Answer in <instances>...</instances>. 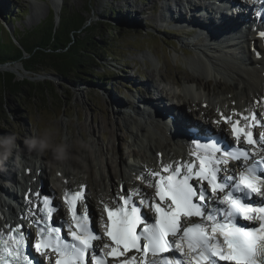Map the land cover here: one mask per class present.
<instances>
[{
	"label": "rangeland",
	"instance_id": "1",
	"mask_svg": "<svg viewBox=\"0 0 264 264\" xmlns=\"http://www.w3.org/2000/svg\"><path fill=\"white\" fill-rule=\"evenodd\" d=\"M52 3L59 4V8ZM187 4H191L190 0H0V9L2 6L8 8L7 19L14 20L7 28L15 35L34 33L53 12L56 14V26H59L63 10L66 16L86 19L85 30L92 29V34L90 31L87 33L93 36L91 48L104 59V68L99 67L95 71L96 75L102 74L103 80L93 82L86 74L83 76L84 83H76L73 74L64 78L50 69H40L33 74L25 71L22 63L11 65H20L19 71L27 74H16L18 80L31 78L38 84L48 82L49 89L44 96L34 99L7 95L4 109L8 110V118H4L5 114L0 117L2 199L5 198L4 192L14 191L13 175L23 171L21 166L31 160L33 165L37 164V159L45 161L47 169L43 174L53 179L56 175L59 184L63 179L57 173L58 169L66 170L74 183L80 170L85 172L89 169L94 198L101 195L110 176L114 179L113 174L120 171L127 174L128 164L142 160L143 152L147 150L140 142L144 141L142 127L146 126L147 120L143 122L141 115L131 110H141V117H145L141 109L147 100L143 95L144 87L153 86L151 93L147 91L146 94L148 98H153L154 103L155 96L161 92L159 84L169 91L180 90L182 85L189 88L196 85L187 77L198 74L193 64L199 59L198 47L208 42L198 33L174 28L173 22H163L167 19V9L163 10V7L169 5L176 15L183 13L186 16ZM3 14H7L6 10ZM4 15L0 14V22L4 20ZM110 16L114 20H110ZM190 24L197 27L194 23ZM114 27L121 29V34ZM87 34L82 32L80 38ZM209 49L212 53L217 52L212 45ZM207 53H210L209 50ZM141 75L145 77V82L141 80ZM208 83L218 91L211 93L213 99H231L225 87L218 85L219 81ZM136 88L142 94H135ZM198 92L203 93V90ZM112 99L118 104L112 103ZM69 164L76 165L77 171ZM35 169L38 186L42 183L46 189V182L38 178L37 167ZM89 174L84 175L85 181ZM84 178L79 177V180ZM53 187L56 188V185Z\"/></svg>",
	"mask_w": 264,
	"mask_h": 264
},
{
	"label": "bare ground",
	"instance_id": "2",
	"mask_svg": "<svg viewBox=\"0 0 264 264\" xmlns=\"http://www.w3.org/2000/svg\"><path fill=\"white\" fill-rule=\"evenodd\" d=\"M190 2H192V0H190ZM52 4L55 7L57 6L58 8L60 6L57 3H52ZM191 14H193V13H191ZM181 18H183V16ZM187 23H189V24L194 23V25H197V27L207 28V29L213 31L214 33L219 32V33H221V36L224 35V33H228V35H229L228 37H232V39L229 41V44H228L231 48H229L228 51L224 50L222 53L226 54L227 56H223V55H218L217 52L212 53L210 51V49H209V52L211 54L201 51V49L206 47L208 45V43L205 44L204 46H199V47H201V49L198 47L199 53H200L198 55L199 59L195 63H193L195 70H196V73H198V74H194V75L190 74V75H188V77L186 76L189 79L188 80L189 82H191V83L193 82L196 84V85L194 84L195 87L189 88V87L182 85V86H180L181 89L179 91H169V89H166V87L164 86V88L158 94L157 101L155 102L154 106L156 107L155 109H160V110H162V112L164 114H166V117H162L161 115H159L160 119L165 120V122H166L165 125L157 123V120H155V116H154L155 114H157V112L155 110H153L154 112H152V110H150L151 108H153V104H147L148 110L146 112H144L146 120H147L146 126L142 127V136L144 138V141L140 142L141 143L140 145L144 149H146L147 151L143 152L141 162L138 160H135L134 164H128L127 165L132 172L135 170H137V171L143 170L144 171V172L139 171V173H137L138 175L141 173L148 174V172H146V168H148V167H156L158 162H157V156L154 153V151L155 152H158V151L163 152L164 157L167 160H176L178 157L182 158L186 155L187 146L185 145V143L181 142L180 140H178L177 143H175L176 138L174 136H171V134L174 131H176V126H177V128H181L184 130V128L186 127V123H187L186 122V116L184 115L183 117H181V114H182L181 107L178 108L177 111L168 108L167 106H169V105L167 103H165L168 101L166 97H168V99L171 101L177 100V101H179V104L183 103L184 106L189 105L194 110V112H196V114H194V116H198L197 115V113H198L199 117L202 120H207V119L212 117V113L217 108H224L227 111L229 109H232L231 104L233 101H236V103L239 106L245 107L246 106L245 104H249L250 107L253 108L254 107L253 98L257 94L263 93V90H264V73H263L264 72V42L262 40L256 39L257 33L253 32L251 30L250 31L247 30V32L241 33V31L236 30V29L233 30V29H231V27H228L227 25L223 24L222 22H215L214 14L212 12L210 13V19H206V20L203 19L202 17H199L196 14H193L190 16V18H188ZM229 23L231 24L232 21ZM230 26H235V25H230ZM239 34H240V36L238 38ZM234 35H236V36L233 37ZM235 38H238V40L236 41ZM244 40H246V45L243 44L244 46H241L240 44L244 43ZM211 41H212V38L210 40V45H212L213 47H216L217 44L214 42H211ZM193 43L194 42H192V44ZM197 44H195V45H197ZM236 49H238L239 56H236V53H237V51H235ZM259 49L263 50V58H261V59H258V57H256V54H255V50H259ZM10 68L15 70L16 74H19L21 76L27 75L26 73H21L19 71L20 65H15V66L10 65L7 68H5L4 70L6 71ZM212 80L219 81L218 85H222L223 87H225V89L227 90V93L228 92L230 93L229 97L231 99L226 98V97L221 98V99L218 98L217 100L213 99L211 97V93L214 92V94H216V93H218V91L215 90L216 88L212 89V86H210V83H208V81H212ZM222 80H224L225 82H222ZM176 84H177V82H176ZM195 88H196V90H193ZM201 89L203 90V93L198 92ZM228 90H230V91H228ZM144 91H145V93H147V91L151 93V89H149L148 87H146L144 89ZM165 91H167V94H168L166 97L163 95V93ZM145 98H147V100L145 101V102H147L149 100L148 96H145ZM165 99L167 101H165ZM180 101H182V102H180ZM111 102L118 104V101H116L115 99H112ZM204 103L209 104V107L207 109H203L202 105ZM158 104L161 106H159ZM161 107H163V108H161ZM168 115H170L172 117L171 120L168 119ZM191 126L198 127V125H196L193 121L191 123ZM186 128H188V127H186ZM199 130H200V132L205 131L202 128H200ZM183 133L187 134L186 131H183ZM175 134L176 133H174V135ZM178 137H179V135H178ZM144 144H147V145L144 146ZM69 154H71V152ZM71 155L73 156V154H71ZM154 155H155V157H154ZM69 157H70V155H69ZM69 157L67 160H69ZM145 159H148V160H145ZM143 160H145V161H143ZM43 162H45V161H43ZM145 162L148 163V165L145 164ZM164 163H167V161H164ZM23 167H24L23 176H25L24 172H26V169L32 167L31 176L25 177L26 184L28 181H30V179H32L30 181L31 184L33 186L38 187V184H37L38 180H36V175H35V172H36L35 167H37V164L33 165V161L31 160L29 163L24 164ZM69 167H71V168L74 167L73 170L77 171V170H75L76 165L69 164ZM18 170H20L19 167H18ZM19 172L16 173L15 175H17V174L19 175ZM60 172H61V179H63L64 181H62L59 184V182L56 181V178H57V176H56L55 180H54V184L57 187H59V191H62V192L65 189H72L69 184L68 185L62 184V183H65V180L68 182H71V180H70L71 175L69 177V173L66 170H64L63 168L61 169ZM89 173H91V171L89 169H88V171H85V172L80 170L78 172V174H79L78 176L84 178V175L89 174ZM120 173H123V171H120L117 174H113L114 179L115 180L117 179L118 182L119 181L123 182L124 179L121 178ZM15 175H13L14 181H15V186H18V185H20L19 176H17V180H16ZM78 176H76V177H78ZM79 177H78V181H80L79 184H81L85 181V178L79 180ZM34 179L36 181H34ZM44 179H47V175L45 176ZM114 179H113V177L111 178V176H110V178H108V182L106 184L104 183V190L101 191V195H103V197H101V198L100 197H97V198L90 197L87 200V204H86L87 208L89 210H92V212L96 215V220H97L96 222L97 223H99L100 218L103 217V213H102V209H100L98 207L96 200L104 201L105 204H107V203H111L118 196L119 185L114 184L115 183V182H113ZM45 181L46 180H44V182ZM145 182L151 183L153 185L152 180L147 176H146ZM71 185H72V182H71ZM74 185L75 184L73 183V186ZM111 188H112V190H111ZM138 188L142 189L143 192L149 191V189L145 188L142 184H139ZM12 194L13 195H9L10 198H11V196H14L17 202L20 201L19 197L17 196V192L13 191ZM5 202L6 201H4V199H2V197L0 196V227L4 226L7 223L6 217L3 213V210H5L6 206H8V204ZM9 209L12 210V208H10V207H9ZM12 213H15V211L12 210ZM10 219H13V217H10L8 220H10Z\"/></svg>",
	"mask_w": 264,
	"mask_h": 264
},
{
	"label": "trees",
	"instance_id": "3",
	"mask_svg": "<svg viewBox=\"0 0 264 264\" xmlns=\"http://www.w3.org/2000/svg\"><path fill=\"white\" fill-rule=\"evenodd\" d=\"M6 10L7 14H3ZM116 13L115 11H111ZM65 10L60 15L59 26H56L55 12H53L47 22L34 30V33L26 35H15L7 28V25L14 23L8 18L7 6H2L0 14L4 15V22H0V66L4 64L22 63L24 70L30 73H38L40 69H50L61 77L69 78L70 74L75 75L73 80L76 83H84L86 74L92 78L91 81H101L102 74L96 75L95 71L103 67V56L92 50L94 42L92 29L85 30L87 21L77 17L66 16ZM71 14V13H70ZM110 20H114L110 16ZM109 20V23H110ZM117 33L121 34V29L114 27ZM86 33V37L80 38L81 33ZM79 33V34H78ZM12 45V46H11ZM10 47V48H9ZM29 58L26 59L25 56ZM107 73V72H106ZM89 83V81H88ZM49 83L38 84L31 79L18 80L13 72H3L0 68V117L5 114L7 117V95L14 98H28L44 96L49 89ZM8 118V117H7Z\"/></svg>",
	"mask_w": 264,
	"mask_h": 264
},
{
	"label": "water",
	"instance_id": "4",
	"mask_svg": "<svg viewBox=\"0 0 264 264\" xmlns=\"http://www.w3.org/2000/svg\"><path fill=\"white\" fill-rule=\"evenodd\" d=\"M57 9V8H56ZM55 9V10H56ZM58 10V9H57ZM14 64H16V63H14ZM10 65H12L11 63H8V64H4V65H1L0 66V68L2 69V70H4L5 68H7L8 66H10ZM6 71H10V72H13V73H15L16 74V71L15 70H13L12 68H10V69H8V70H6ZM28 72V71H27ZM29 79V78H28ZM31 79V78H30Z\"/></svg>",
	"mask_w": 264,
	"mask_h": 264
}]
</instances>
